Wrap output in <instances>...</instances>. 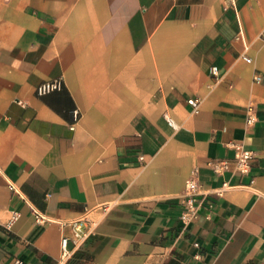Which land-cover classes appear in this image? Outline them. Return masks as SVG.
<instances>
[{"label": "crops", "instance_id": "0c3cea01", "mask_svg": "<svg viewBox=\"0 0 264 264\" xmlns=\"http://www.w3.org/2000/svg\"><path fill=\"white\" fill-rule=\"evenodd\" d=\"M14 258L264 264V0H0V264Z\"/></svg>", "mask_w": 264, "mask_h": 264}, {"label": "built area", "instance_id": "2783aa9c", "mask_svg": "<svg viewBox=\"0 0 264 264\" xmlns=\"http://www.w3.org/2000/svg\"><path fill=\"white\" fill-rule=\"evenodd\" d=\"M243 59L247 62H250V58L246 55L243 56ZM210 71L212 74H216V67L215 66H211ZM256 80H259V76L256 75L255 76ZM62 85V80L61 78H55V79H51V80H46L43 81L41 83H39L36 88V94L38 95H42L45 93H48L50 91L56 90V89H60ZM199 99L196 97H190L187 99V103L191 106V110L192 112H197L199 109ZM247 123H251L254 119L253 115H252V108L248 107L247 110ZM167 123L172 126L173 128L176 127V125L174 124L173 120L168 117L167 115L165 116ZM73 118L74 120H77V112L75 111L73 113ZM237 149V154H236V158H235V163H236V169L239 171H246L247 167H248V160L251 157V151L249 150H245L240 148V146H236ZM213 167L216 171H220L222 169H225L228 167V162L227 161H221V162H216L213 164ZM199 184L198 182H196V180L192 179V178H188L185 180L184 182V196H185V200L183 203V207L180 213V219L182 220V222H184L185 224L193 221L197 216H198V204L196 203V198H195V194L199 188ZM225 190V184L219 188L216 193L218 195H222L223 191ZM18 218V213L16 211H14L11 215V218L7 221L6 226L10 227L11 224ZM82 222L79 221L78 223H76L75 225H78V229L81 226ZM83 227H87L85 224H82ZM88 228H86L85 230H87ZM79 231V230H78ZM86 231L83 230L82 233V237L85 236ZM66 242H67V237L66 236H62L61 238V247H62V252H61V260H64L67 256L69 251L66 249ZM194 245H197V243L195 242ZM11 264H22V261L19 258H14L12 260Z\"/></svg>", "mask_w": 264, "mask_h": 264}]
</instances>
